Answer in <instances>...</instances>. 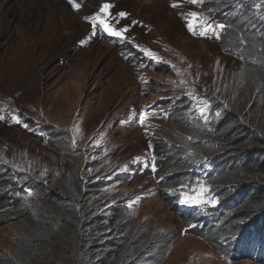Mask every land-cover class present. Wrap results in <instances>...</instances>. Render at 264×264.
Returning <instances> with one entry per match:
<instances>
[{
    "label": "rangeland",
    "instance_id": "obj_1",
    "mask_svg": "<svg viewBox=\"0 0 264 264\" xmlns=\"http://www.w3.org/2000/svg\"><path fill=\"white\" fill-rule=\"evenodd\" d=\"M70 1L39 0L42 9L29 10L26 16H19L25 10L20 3L14 13L0 16V168L9 165L50 191L64 187L70 198L76 177L84 189L102 182V193L94 195L100 206L106 195L119 201L130 196L128 215L135 226L150 220L149 235L172 239L158 264H261L254 258L221 256L206 240L185 232L168 196L163 195L165 189L155 184L157 168L149 150L163 136L161 128H167L166 118L151 115L164 110L167 101L146 108L158 99L176 96L181 85H188L184 88L187 99L203 116L219 115L220 106L239 99L236 113L246 121L264 120L263 108L255 107L257 101L261 106L255 99L257 83L252 81L258 74L241 57L225 51L219 41L228 24L214 20L226 16L224 1L215 0L209 6H203L204 0L195 4L190 0ZM73 3L80 7L74 8ZM106 3L110 7L100 13V19L115 30L126 28L125 38L85 19L94 18ZM52 5L53 11L59 7V16H44ZM192 12L198 17H192ZM206 14L213 22L207 36L194 27L189 30L188 20L195 18L202 24ZM18 45L29 48L20 57L15 51ZM204 101L209 107L202 113ZM17 113L27 122L25 128L16 123ZM45 126L65 132L56 146L42 135L40 127ZM115 203L100 211L108 212ZM31 225L20 218L0 226V264L14 247L23 254L17 240ZM239 225L244 235H251L246 222ZM106 233L107 238L117 235L114 229ZM67 235L64 230L65 246ZM63 248L60 258L50 252L43 257L72 264ZM41 252L37 246V262Z\"/></svg>",
    "mask_w": 264,
    "mask_h": 264
},
{
    "label": "trees",
    "instance_id": "obj_2",
    "mask_svg": "<svg viewBox=\"0 0 264 264\" xmlns=\"http://www.w3.org/2000/svg\"><path fill=\"white\" fill-rule=\"evenodd\" d=\"M229 1V15L224 16L229 26L219 41L225 51L241 57L247 68L258 74L252 81L257 83L255 99L260 100L261 106L257 101L255 107H262L264 111V73L261 71L264 70V0ZM210 3L215 2L205 0L204 6ZM187 86L181 85L178 92H171H177V95L167 99L168 108L163 117L167 128H161L163 136L149 148L157 168L153 176L156 177V186L165 188L174 187L190 177L188 168L192 166L194 170L199 162L215 171L207 183L215 187L218 200L227 211L234 210L230 211L234 215L221 211L213 213L204 219L209 221L216 217L206 227H195L186 232L203 238L217 254L227 257V247L222 246L219 238L232 228L230 219L248 223L259 219L264 221V120L259 117L246 121L236 113L239 99L228 100L227 105L220 106L219 115L203 116L195 111V107L190 108L188 91L184 90ZM45 131L52 136L49 140L51 146H56L58 137L65 134L53 126H45ZM3 167L0 168V226L20 218L32 223L26 235L17 240L23 254L16 252L19 248L14 247L11 253L4 255L3 264H60V260L43 256L50 252L60 258L63 246L72 264H158L171 246L170 237L149 235L150 220L135 226L128 215L130 196L126 201H119L116 196L109 198L106 195L102 206L97 204L94 195L102 193V182L84 189L76 177L70 198L64 187L50 191L36 179L31 180L9 165ZM160 177L164 181L161 179L157 183ZM111 201L116 203L108 212L100 211ZM111 229L116 230L117 235L107 238L106 232ZM64 230L68 231L64 237L66 246L61 241ZM37 246L42 251L38 255L39 262L34 260ZM256 261L264 264L262 260Z\"/></svg>",
    "mask_w": 264,
    "mask_h": 264
},
{
    "label": "bare ground",
    "instance_id": "obj_3",
    "mask_svg": "<svg viewBox=\"0 0 264 264\" xmlns=\"http://www.w3.org/2000/svg\"><path fill=\"white\" fill-rule=\"evenodd\" d=\"M5 1H8V0H0V16H7L8 14L10 13H14L15 9L18 7V4L20 3H23V5L25 6V10H22L20 13L19 16H26V13L29 11V10H33V9H36V8H41V4L42 3H39V0H9L8 3H5ZM70 1V0H69ZM68 0H65L64 3H69ZM71 2V1H70ZM82 8V7H81ZM80 8V9H81ZM53 5L50 6V7H47L46 8V12L44 13V16H59V7L56 9V11H53ZM17 13L15 12L14 16H16ZM51 38V37H49ZM55 38V36H54ZM52 39V38H51ZM49 41V40H48ZM18 42V41H17ZM47 42V41H46ZM17 44V43H16ZM27 46V45H26ZM7 47V46H6ZM29 48H22L21 45H18L16 48H15V51L18 53V57H20L21 53L23 50H28ZM6 51V50H5ZM15 54V53H14ZM10 55V54H9ZM6 57V56H5ZM17 57V58H18ZM10 58V57H9ZM5 63V62H4ZM11 64V63H10ZM4 66V65H3ZM8 66V65H7ZM14 70V69H12ZM7 74V73H5ZM9 75H11V73H9ZM209 216V215H208ZM207 216V217H208ZM206 217V218H207ZM240 226V230L241 229V225H238ZM246 237V240L248 241V246L247 248L249 250H254L255 249V244L256 243H263L264 242V234L260 232H252L251 235H245Z\"/></svg>",
    "mask_w": 264,
    "mask_h": 264
},
{
    "label": "snow or ice",
    "instance_id": "obj_4",
    "mask_svg": "<svg viewBox=\"0 0 264 264\" xmlns=\"http://www.w3.org/2000/svg\"><path fill=\"white\" fill-rule=\"evenodd\" d=\"M190 2L195 4V3H197V0H190ZM72 6L74 8H79L80 7L79 4H75V3H73ZM172 6L176 7L177 5L173 4ZM109 7H110V5L106 3V4H104L101 7L100 12H98L95 15L94 18L93 17H86L85 19L92 20L94 26H96L97 22H99V24H102L104 26L105 31L109 32L111 35H114V36H117V37H120V38H125L123 36V33L127 31L126 28L122 29V30H115V29L111 28L105 21L100 19V13L106 12ZM119 15L123 17V16L126 15V13L122 12ZM190 15L192 17H198L199 14L195 13V12H192V13H190ZM188 27H189V30H192V24L191 23H189ZM207 27H208L209 30L212 29V26L210 24ZM217 27L223 28L224 26L223 25H218ZM199 35H205V32H200ZM81 43H84V41H81ZM207 107H209V105H208L207 101H204V107L200 108V111L203 113ZM0 119H3V117L0 116ZM13 119L15 120L16 117H13ZM153 171H155V167L154 166H153ZM204 191H206V189L201 188V192H204ZM29 195H31V192H29ZM189 202L196 203V204H202V203H207L208 201H204V200L199 199V198L194 199L192 197H185L184 199L181 200V203H189Z\"/></svg>",
    "mask_w": 264,
    "mask_h": 264
},
{
    "label": "clouds",
    "instance_id": "obj_5",
    "mask_svg": "<svg viewBox=\"0 0 264 264\" xmlns=\"http://www.w3.org/2000/svg\"><path fill=\"white\" fill-rule=\"evenodd\" d=\"M210 2H214L215 0H209ZM223 1H225V0H223ZM211 4V3H210ZM215 4V3H214ZM230 211H233V210H228L227 211V214L229 215L230 214ZM225 222H227V221H225ZM229 222H232V228L230 229V231H228L227 232V234H224V236L225 235H231V234H233V233H235V232H237V230L239 229L238 228V225H239V223L240 222H244L243 220H239V219H237V220H234V218H232V219H230L229 220ZM247 224H248V222H246ZM247 226V225H246ZM223 246V245H222ZM228 258V257H227ZM235 258H250V257H247V256H237V257H235ZM235 258H231V259H235ZM256 261V260H255ZM257 262V261H256ZM258 263V262H257Z\"/></svg>",
    "mask_w": 264,
    "mask_h": 264
}]
</instances>
